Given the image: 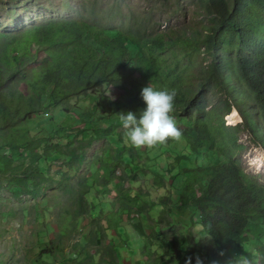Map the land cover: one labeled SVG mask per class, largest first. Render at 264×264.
I'll return each instance as SVG.
<instances>
[{"label":"trees","instance_id":"trees-1","mask_svg":"<svg viewBox=\"0 0 264 264\" xmlns=\"http://www.w3.org/2000/svg\"><path fill=\"white\" fill-rule=\"evenodd\" d=\"M203 8L210 16L206 32L192 38L142 36L131 27L80 18L52 19L7 35L0 51V174L9 175L15 194L36 195L39 179L52 180L44 176L49 159L66 155L75 169L72 162L92 142L108 139L105 154L91 160L90 174L77 182H70L71 171L60 174L68 199L59 212L68 218L66 230L83 225L87 213L95 224L65 264H98L89 245L104 236L108 264H183L181 248L187 251L190 238L174 229L188 207L185 223L198 220L206 227L218 248L214 255L264 254V184L245 173L237 157L245 147L238 141L243 129L264 145V0H205ZM175 46L183 56L203 49L210 57L195 92L186 86L178 52L170 55ZM149 81L174 89L171 113L184 112L187 119L178 126L182 147L171 138L145 150L153 170L143 191L137 173L149 163H140L136 147L124 142L117 112L143 107L139 92ZM211 86L222 95L206 109L203 90ZM232 107L241 116L231 111L228 119L237 124L226 125L224 114ZM198 154L214 159L212 165L198 167L192 159ZM178 176L183 178L176 183ZM176 195L181 199L172 208L164 199ZM161 212L169 216L159 217ZM40 236V255L62 250L60 236Z\"/></svg>","mask_w":264,"mask_h":264},{"label":"rangeland","instance_id":"rangeland-1","mask_svg":"<svg viewBox=\"0 0 264 264\" xmlns=\"http://www.w3.org/2000/svg\"><path fill=\"white\" fill-rule=\"evenodd\" d=\"M204 1L0 0V51L8 43V34L20 32L27 27L48 20L62 18H80L106 27L118 25L131 27L137 32H148V36L157 33H166L173 36L181 33V35L192 38L205 34L206 26L209 23L210 16L205 13L203 8ZM173 50L178 52L177 56L181 58L180 65L183 68L182 73L190 82L186 86L191 89V92L197 91L201 87V80L208 74L210 57L204 54L203 49L197 50L188 56H183L185 51L180 46H175L169 50L171 56H173ZM166 54L170 60L173 59L167 52ZM36 58L40 59L38 56ZM203 94L207 100L205 102L206 109H209L213 102L218 101L222 92L211 86L207 90L204 89ZM171 115L175 119L177 128L178 126H186L185 120L187 118L184 112L171 113ZM117 130L118 132L122 131L121 127H117ZM107 140L104 137L92 142L84 150L82 158L72 162L78 165L75 169L68 165L66 155L58 154L49 159L44 176L51 177L52 180H46L45 177L39 179V190L37 189L36 195H16L15 187L9 175L0 174V264H65L66 260L70 261L77 255L81 248L78 242L83 241V232L89 230L90 227L92 229L95 224H91L92 218L87 213L84 215L83 225L81 224L77 229L66 230L69 226L68 218L63 216L61 218L59 212L68 199L66 189H63L59 183L60 174L61 172L71 171L70 182H77L80 175L90 174L91 167H89V164L92 159L102 157L105 154L102 152V148L106 145ZM170 141L171 138L166 140V142ZM177 141L182 147L183 139L178 138ZM238 141L245 144L244 149L237 155L241 168L259 183L264 184V145L254 142L251 139L250 132L246 129L240 131ZM152 147L139 146L135 149L139 162L145 166L149 163L148 167L146 166L145 169H141L137 173L138 182L139 185H143V191L148 186V175L151 174L150 168L153 170V167L149 166L152 160L148 159L145 150ZM177 167V163L174 162L172 168L177 171ZM124 183L129 184L128 182ZM32 185L33 181H31ZM148 189L150 195L155 194L156 191L153 192L152 188ZM178 189L180 190V185H178ZM93 191L94 189L90 194H93ZM90 194L87 195L89 200H91ZM180 199L181 195H176L174 201L166 200V198L164 201H167L172 208H178L176 203L179 204ZM109 200H113L112 197L106 198L105 201ZM189 211L188 207L185 211L178 213L176 228L174 229L178 234L185 233L190 238L187 251L185 247L181 248L183 264L186 257H193L194 259V255L200 250H202L200 257L204 259L205 264L213 259L217 260L219 264H225V261L232 255L230 257L226 253H221L220 256L214 255L218 248L210 242L209 237H205L208 236L206 227L202 226L200 221L198 223V220L191 224L185 223V216ZM162 215L169 216L166 212H161L159 217ZM97 221L101 226L103 225L102 219L98 218ZM162 230L169 231L170 234L173 232L170 229ZM102 231L104 233L103 227ZM42 234L47 238L60 236L61 245H63L62 250L52 255H40L42 246L45 245L44 242L39 243ZM243 234L247 233L243 232ZM108 239L107 236L102 237L103 242L100 244L95 243L93 239L94 245H92L93 243L89 245V251L98 264H108L105 258H109V256L104 252L105 243L108 242ZM76 243L77 245H75ZM255 245L253 242L250 247L256 249ZM122 253L123 255L127 254L125 251H122Z\"/></svg>","mask_w":264,"mask_h":264},{"label":"clouds","instance_id":"clouds-1","mask_svg":"<svg viewBox=\"0 0 264 264\" xmlns=\"http://www.w3.org/2000/svg\"><path fill=\"white\" fill-rule=\"evenodd\" d=\"M147 33L144 31L142 36H146ZM139 95L144 102L143 107L117 112L124 142L135 147L153 146L157 143H163L169 138H176L179 135V130L176 127L174 117L171 115L175 90L154 87L149 81L141 86ZM231 111H237L236 113L241 116L238 109L232 107L224 114L226 125L237 124L236 121L232 122L227 119L228 113ZM192 159L196 161L198 167L212 165L213 161L207 154L204 157H200V154L194 155ZM180 178L183 176H178L175 182L178 183ZM205 237H209L211 242L212 237L210 235ZM262 260H264V254L248 250L241 253L235 252L225 261V264H262ZM184 264H205V261L198 254H195L194 259L193 257H186ZM208 264H219V262L213 259Z\"/></svg>","mask_w":264,"mask_h":264}]
</instances>
